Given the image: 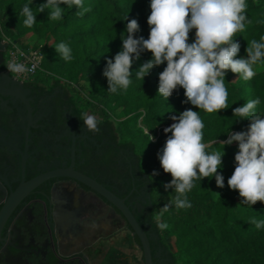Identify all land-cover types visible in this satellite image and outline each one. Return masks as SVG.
Instances as JSON below:
<instances>
[{"label": "trees", "instance_id": "obj_1", "mask_svg": "<svg viewBox=\"0 0 264 264\" xmlns=\"http://www.w3.org/2000/svg\"><path fill=\"white\" fill-rule=\"evenodd\" d=\"M46 2L0 0L1 37L15 41L21 47L40 49L43 58L41 70L33 75L36 81H40L39 75H52L59 84L65 81L77 87L84 83L88 87L95 102L71 95L70 107L75 115L81 116L86 108L100 105L101 115L96 119L109 134L95 161L96 173L103 181L121 183L120 188L130 189L131 177L126 166L130 161L132 171L139 177L137 186H146L149 196L146 208L133 213L150 236L153 264H161L163 255L168 261L162 264H264V228L257 229L248 223L250 217L264 220V204L242 205L239 193L227 184L235 169L236 142L225 146L222 167L218 169L224 177V191H221L224 187H217L215 177L197 180L195 187L187 193L191 207L177 210L173 206L162 217L163 222L169 225L166 230L160 231L153 219L160 208L176 195L173 188L165 190L164 185L172 177L164 173L157 158L167 136L171 135L164 132V128L174 122L170 117L178 116L189 108L199 112L204 123V142L209 145L207 151L223 152L224 146L220 142L227 140L229 133L245 131L249 124L247 118L239 120L233 116L234 108L259 98L257 113L264 117V65H256V76L247 82L237 74L227 72L228 108L218 113L208 114L190 103H183L186 99L183 88L175 90L168 100L159 96V74L166 67V62L154 66L144 81L137 80L136 71L152 57L147 51L134 61L132 83L127 90L109 93L107 78L103 75L107 58H113L122 50L121 34L127 35L126 24L131 19H136L139 24L136 38H148L150 0H83L84 6L91 9L83 16L76 14L79 9L75 6L68 9L62 4L60 7L64 12L59 20L48 19L51 9L38 12V7ZM247 4V16L252 23L235 38L240 43L237 58H246L248 42L259 41L264 36V0H247ZM24 5H29L36 15V23L31 27L24 25ZM194 39L195 29L189 34V43ZM61 42L71 48L73 58L70 61H65L55 50ZM108 110L116 111L122 119L117 127H114ZM150 136L154 139L151 140ZM90 162L92 159L87 156L86 165ZM120 163L125 168H120ZM154 171L159 175L152 176ZM95 178L102 182L98 176ZM105 186L121 197L110 185ZM133 237L139 245L138 238Z\"/></svg>", "mask_w": 264, "mask_h": 264}, {"label": "clouds", "instance_id": "obj_2", "mask_svg": "<svg viewBox=\"0 0 264 264\" xmlns=\"http://www.w3.org/2000/svg\"><path fill=\"white\" fill-rule=\"evenodd\" d=\"M62 4L68 9L75 6L79 9L78 16L91 11L83 0H47L38 7V12L51 9L48 19L59 20L64 12ZM150 9L148 38H136L139 24L131 19L126 24L127 35L121 34L122 50L113 58H107L103 75L107 78L109 93L127 90L132 83L134 61L147 51L152 57L136 71L137 80L144 81L154 66L166 62L159 74V96L168 100L175 90L183 88L186 98L183 103H190L208 114L218 113L228 108L227 72L247 82L256 76L255 66L264 65V36L259 41L248 42L246 58H237L240 43L235 38L252 23L247 16V0H150ZM22 14L26 17L25 26L36 23V15L29 5H24ZM193 29L195 39L189 43ZM55 50L65 61L73 58L71 48L63 42ZM8 67L16 73L31 71L22 64L11 63ZM259 104L260 99L256 98L233 109V116L239 120L247 118L249 124L245 131L229 133L228 139L220 142L223 152L207 151L209 145L204 142V123L199 112L189 108L170 117L174 122L164 128V132L171 135L167 136L157 158L164 173L172 177L164 185L165 190L173 188L176 195L153 217L160 231L169 227L162 217L173 206L177 210L191 207L187 193L195 187V181L215 177L217 187H224V177L218 169L222 167L225 146L233 142L237 143L238 151L228 187L239 193L242 205L264 204V117L257 113ZM79 118L87 131H100L94 115L84 112ZM155 175L159 173L154 171L152 176ZM248 223L257 229L264 228V220L255 217H250Z\"/></svg>", "mask_w": 264, "mask_h": 264}, {"label": "flooded vegetation", "instance_id": "obj_3", "mask_svg": "<svg viewBox=\"0 0 264 264\" xmlns=\"http://www.w3.org/2000/svg\"><path fill=\"white\" fill-rule=\"evenodd\" d=\"M7 50L0 34V210L23 182L72 165L78 172L98 176L103 182L100 183L110 185L126 199L132 211L139 212L149 196L145 185L137 186L139 177L132 171L130 161L126 162L130 189L120 188L121 183L103 181L96 173L95 161L107 142V129L98 125L99 132L87 131L70 107L71 95L55 79L49 82L16 77L6 64ZM87 156L92 162L86 165ZM120 168L125 165L120 163ZM71 185L84 194L94 193L71 178L54 176L20 199L1 230L0 264H91L83 248L59 236L61 200L54 191ZM73 202L72 195L70 207Z\"/></svg>", "mask_w": 264, "mask_h": 264}, {"label": "rangeland", "instance_id": "obj_4", "mask_svg": "<svg viewBox=\"0 0 264 264\" xmlns=\"http://www.w3.org/2000/svg\"><path fill=\"white\" fill-rule=\"evenodd\" d=\"M39 79L50 82L53 76L39 75ZM62 85L70 95H76L83 101L95 102L91 99L90 90L84 83L77 87L63 81ZM99 107L100 105L93 109L88 107L86 112L99 118L101 115ZM108 112L114 127H117L122 119L117 116L116 111L108 110ZM224 190L225 187L221 189V191ZM54 194L59 201L61 200L59 202L61 212L58 214L60 233L63 234L65 241L83 248L91 264H143L141 250L127 228L126 222L119 219L113 209L95 193L84 194L71 185L70 187L62 186L54 191ZM72 195L74 202L73 207H70ZM145 208L146 205H142L139 212ZM162 257L164 262L168 261L164 255Z\"/></svg>", "mask_w": 264, "mask_h": 264}, {"label": "water", "instance_id": "obj_5", "mask_svg": "<svg viewBox=\"0 0 264 264\" xmlns=\"http://www.w3.org/2000/svg\"><path fill=\"white\" fill-rule=\"evenodd\" d=\"M54 176H65L87 186L91 191L104 199L112 208H115L122 219L126 222V226L130 229L131 234L138 238V246L142 253L143 264H153L150 236L147 234L145 227L137 221L133 211L129 205L126 204V199L112 192L92 176L74 170L72 165L64 169L42 173L27 182H23L15 191H13L8 196L7 201L0 210V234L7 218L20 199L44 180Z\"/></svg>", "mask_w": 264, "mask_h": 264}, {"label": "built area", "instance_id": "obj_6", "mask_svg": "<svg viewBox=\"0 0 264 264\" xmlns=\"http://www.w3.org/2000/svg\"><path fill=\"white\" fill-rule=\"evenodd\" d=\"M2 38L8 45L6 61L7 67L9 64L15 63L24 65L26 69H31V71H25L21 73L13 72L16 77L23 80H28L31 79L37 71L41 70L43 55L39 48H22L15 41H12L6 37Z\"/></svg>", "mask_w": 264, "mask_h": 264}, {"label": "crops", "instance_id": "obj_7", "mask_svg": "<svg viewBox=\"0 0 264 264\" xmlns=\"http://www.w3.org/2000/svg\"><path fill=\"white\" fill-rule=\"evenodd\" d=\"M60 238H63L64 239V236H63V234L62 233H60ZM72 244H75V243H72Z\"/></svg>", "mask_w": 264, "mask_h": 264}]
</instances>
